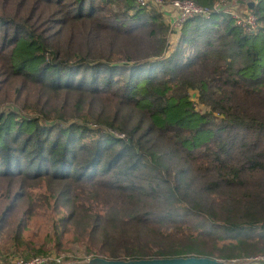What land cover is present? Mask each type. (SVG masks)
<instances>
[{"label":"trees","instance_id":"16d2710c","mask_svg":"<svg viewBox=\"0 0 264 264\" xmlns=\"http://www.w3.org/2000/svg\"><path fill=\"white\" fill-rule=\"evenodd\" d=\"M191 1L0 0V252L264 254V0Z\"/></svg>","mask_w":264,"mask_h":264},{"label":"built area","instance_id":"2783aa9c","mask_svg":"<svg viewBox=\"0 0 264 264\" xmlns=\"http://www.w3.org/2000/svg\"><path fill=\"white\" fill-rule=\"evenodd\" d=\"M138 4L141 6H149L155 5L157 7H162L161 13L164 9L163 0H136ZM228 1V0H222ZM171 12H172V19L169 23V27L175 32H180L183 26L184 21L196 15L200 16H208L210 10L208 8L202 7L197 5L191 0H173L168 3ZM218 4L215 5L214 9H218ZM234 18L236 23L242 26L246 31H254L256 30V17L251 12H245L244 14H235ZM48 261L47 257L43 256H36L30 259H15L8 261L6 263L0 264H45ZM242 262L245 264H264V256L263 255H254L248 258L242 259Z\"/></svg>","mask_w":264,"mask_h":264},{"label":"rangeland","instance_id":"374dc122","mask_svg":"<svg viewBox=\"0 0 264 264\" xmlns=\"http://www.w3.org/2000/svg\"><path fill=\"white\" fill-rule=\"evenodd\" d=\"M248 1L251 0H228V1H222L220 0L217 4L218 9H221L229 13L231 15L235 14H244L245 12H249L250 9H248L247 5L246 7L244 5H240V3H247ZM253 1V0H252ZM164 2V1H163ZM255 2V0H254ZM169 2H165L164 8L169 7L168 5ZM151 7H155L159 11H161L162 7H157L155 5H149ZM164 22L169 26L170 22L167 21L163 17ZM170 28V27H169ZM176 33L178 36H173V34ZM180 32H174L170 28V33L168 36V44H169V51H172L174 49V46L178 42L179 39V34ZM2 107V106H0ZM15 250L9 246L8 251H5L4 249L1 250L0 252V263H6L8 261H13L15 259H23V256H19V254H15ZM46 255H39L43 257H47L48 261L54 260L57 264H87L89 260H91L93 257L90 256H85L82 253V249L77 247L76 244H71L69 245V248L63 249L61 251H56V250H46L44 253ZM256 255H263L264 254H256ZM26 260V259H25ZM220 260V259H219ZM225 264H242L239 260H231L230 262L224 261Z\"/></svg>","mask_w":264,"mask_h":264},{"label":"water","instance_id":"95a60500","mask_svg":"<svg viewBox=\"0 0 264 264\" xmlns=\"http://www.w3.org/2000/svg\"><path fill=\"white\" fill-rule=\"evenodd\" d=\"M254 0L247 2L248 9H253ZM87 264H225L222 260L208 257H165V258H142V259H108L104 257H93Z\"/></svg>","mask_w":264,"mask_h":264},{"label":"crops","instance_id":"0c3cea01","mask_svg":"<svg viewBox=\"0 0 264 264\" xmlns=\"http://www.w3.org/2000/svg\"><path fill=\"white\" fill-rule=\"evenodd\" d=\"M162 16L167 19L168 22L172 19V12L170 7L164 8L162 12ZM180 34V33H179ZM173 36H178V34L174 33Z\"/></svg>","mask_w":264,"mask_h":264}]
</instances>
